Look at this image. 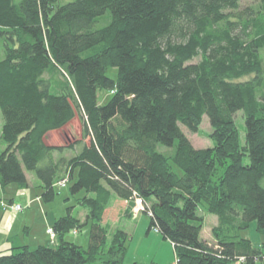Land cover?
Instances as JSON below:
<instances>
[{"label": "trees", "instance_id": "16d2710c", "mask_svg": "<svg viewBox=\"0 0 264 264\" xmlns=\"http://www.w3.org/2000/svg\"><path fill=\"white\" fill-rule=\"evenodd\" d=\"M241 1L0 0V191L29 185L33 172L44 200L64 179L78 193L50 226L55 245L0 250V264H122L129 235L119 229L109 243L104 225L113 195L129 208L143 201L148 232L172 242L176 264L263 261L264 243L243 231L256 222L264 234V0ZM99 89L112 91L105 105ZM77 112L89 141L67 157L74 146L46 139ZM205 116L213 145L197 148L183 126L198 132ZM201 204L218 216L212 242L201 237ZM88 224L87 247L67 238Z\"/></svg>", "mask_w": 264, "mask_h": 264}, {"label": "rangeland", "instance_id": "374dc122", "mask_svg": "<svg viewBox=\"0 0 264 264\" xmlns=\"http://www.w3.org/2000/svg\"><path fill=\"white\" fill-rule=\"evenodd\" d=\"M69 1L73 0H59L58 4ZM259 1L260 0H242L241 5L257 6ZM5 37L4 34H0V60L5 57ZM260 56L264 63V48L260 50ZM107 74L113 78H117L118 69L110 67L107 70ZM248 78H250V76L245 79ZM57 79L64 81V78L60 77V75L57 76ZM258 96L260 99L259 101L264 103V79L263 84L258 90ZM111 97V90H98L99 105H105ZM236 121L240 128L241 141L244 143L246 132L243 111H238L236 113ZM3 124L4 118L0 109V134ZM183 130L189 136L195 147L203 148L213 145L211 136L213 129L207 116L204 117L198 132H191L184 126ZM46 140L48 143L74 146L72 150L68 148L63 152L67 157H71L79 152L82 144L88 143L89 141V138H86L83 134V120L80 113L77 112L76 117L65 127L49 133ZM3 147L4 146L0 145L1 149H3ZM159 150L166 154H170L173 152L174 147L160 145ZM249 161L248 156H246L245 163H249ZM174 168L180 171L175 165ZM28 175L29 185L25 186L19 183H11L4 191H0L1 200L9 202L10 198H13L15 203H20L24 207L21 211H0V250H5L17 245H29L34 248L40 244L55 245L57 243L56 236L54 238L49 234V225H53L60 216L67 213L69 206L75 204V195H78V193H72V181H67L65 186H61L58 183L55 197L47 201L41 196L43 191L41 180L33 172H29ZM262 184L264 185V178ZM126 207L127 206H123L122 202L113 195L107 208L104 223L109 233V243L113 235L119 229L126 231L129 235L126 242L127 248L123 259H121L122 264H176L177 258L172 242L164 238L161 233L155 229L148 232L149 216L143 211L135 215V204L131 208H129V206ZM205 207L204 204H201L199 208V214L204 217L201 237L203 239H209L212 235V228L216 220L218 221V216L207 211ZM73 214L81 218L82 222H85L88 216V209L81 205H77L73 208ZM2 216H4L3 220ZM8 216L11 220L10 222L8 220V223H10L9 228L6 227L7 223H5ZM255 225L256 222H253L243 233L254 239ZM255 230L257 231V229ZM89 232L90 226L88 224L83 229L80 228L71 231L67 235V238L83 247H87ZM258 233L262 235L260 232ZM211 238L208 241L212 242L213 240ZM262 238L264 239V236ZM235 264H243V262L239 261ZM259 264H264V259L260 261Z\"/></svg>", "mask_w": 264, "mask_h": 264}, {"label": "built area", "instance_id": "2783aa9c", "mask_svg": "<svg viewBox=\"0 0 264 264\" xmlns=\"http://www.w3.org/2000/svg\"><path fill=\"white\" fill-rule=\"evenodd\" d=\"M66 183H67V179H64L60 182V185L65 186ZM135 202H136V204H135V215H137L140 211L145 212V206L143 204V201L140 198H136ZM0 208L3 210L21 211V210H23L24 207L20 203H15V202L9 203V202H6L4 200H0ZM147 214L149 217L152 216L151 211H149ZM155 230L158 231V229H155ZM48 232L51 235V237L55 238L56 233L52 227L48 228ZM244 260H245L244 257L240 258V261L243 262Z\"/></svg>", "mask_w": 264, "mask_h": 264}, {"label": "crops", "instance_id": "0c3cea01", "mask_svg": "<svg viewBox=\"0 0 264 264\" xmlns=\"http://www.w3.org/2000/svg\"><path fill=\"white\" fill-rule=\"evenodd\" d=\"M29 184H30V183H29ZM115 197H116V199H119V200L122 202V205H123V206H124V205L127 206V203H128L127 200H123V199L117 197L116 195H115ZM0 211H2V210L0 209ZM2 214H3V212H2ZM4 215H5V214H4ZM3 218H4V216H2V220H3ZM2 220H1V221H2ZM8 220H9V222L11 221V220L9 219V216H8L7 220L5 221V223H7V225H6L7 228L10 227V223H8ZM217 223H218V221L216 220L215 225H216ZM215 225H214V226H215ZM49 226H52V225H49ZM49 226H48V227H49ZM148 226H149V221H148ZM254 228L257 229V226L255 225ZM255 229H254V231H255V237H254V239L251 238V236H246L244 233H243V235H244L245 237H248L249 239H251V241L253 242V244H254L255 246H261V245L264 243V239L262 238V237L264 236V234H262L263 236L260 235V234L258 233L259 231H258V230L256 231ZM243 232H244V231H243ZM211 237H212V238H211ZM211 237H210V238H211L212 240H214L213 234L211 235ZM210 238H209V239H210ZM209 239H206V240H209Z\"/></svg>", "mask_w": 264, "mask_h": 264}]
</instances>
